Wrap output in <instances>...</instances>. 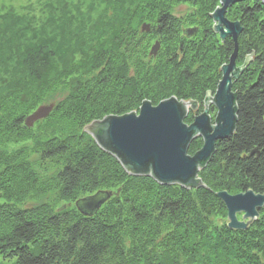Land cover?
<instances>
[{
  "label": "trees",
  "instance_id": "obj_1",
  "mask_svg": "<svg viewBox=\"0 0 264 264\" xmlns=\"http://www.w3.org/2000/svg\"><path fill=\"white\" fill-rule=\"evenodd\" d=\"M78 1L47 0L44 19L0 11V193L9 200L0 204V264H264V215L245 231L209 218L217 206L226 213L217 190L264 193V2L227 8L243 27L236 66L244 70L232 85L237 122L198 174L206 187L185 189L129 175L83 129L147 97L198 99L202 76L217 86L234 51L213 29L219 0ZM184 2L193 13L177 19L171 6ZM187 21L198 24L192 36ZM144 23L150 32L139 30ZM148 35L160 43L156 56ZM179 82L191 96L174 91ZM55 98L46 119L25 125ZM29 140L32 150L1 151ZM98 192L111 196L82 214L75 203Z\"/></svg>",
  "mask_w": 264,
  "mask_h": 264
},
{
  "label": "water",
  "instance_id": "obj_2",
  "mask_svg": "<svg viewBox=\"0 0 264 264\" xmlns=\"http://www.w3.org/2000/svg\"><path fill=\"white\" fill-rule=\"evenodd\" d=\"M243 1L246 0H219V6L210 14L215 33L221 40L231 38L234 43L228 62L220 67L221 79L214 96L210 97L208 93L205 99L206 106L211 101L216 108L215 119H211L205 108L203 113L194 116L192 123L186 124L189 111L195 110L197 103L171 96L156 106L143 100L138 111L108 115L84 127L83 131L98 147L114 156L129 175L151 177L161 185H178L185 189L206 187L198 174L210 162L216 142L229 138L237 122V95L232 92V85L244 70V65L236 67L237 39L243 27L238 21H229L226 11L231 5ZM150 29V24L141 26V32L148 33ZM195 32L196 28L185 29L187 36ZM159 48L160 43L156 41L150 55L156 56ZM50 109L39 108L25 119V125L31 127L33 122L48 115ZM197 137L202 138L203 145L190 156L187 154L189 146ZM110 196L111 193L98 192L77 201L75 206L82 214L92 215ZM215 196L226 207L230 230H246L264 208V193L250 189L237 194L223 190L216 192ZM238 214L242 215L241 220Z\"/></svg>",
  "mask_w": 264,
  "mask_h": 264
},
{
  "label": "rangeland",
  "instance_id": "obj_3",
  "mask_svg": "<svg viewBox=\"0 0 264 264\" xmlns=\"http://www.w3.org/2000/svg\"><path fill=\"white\" fill-rule=\"evenodd\" d=\"M47 0H0V11L1 10H4V9H6V8H9V7H11V8H13L14 10H16L17 12H19V13H26V12H28V13H34V15L35 16H41V18H43V16L46 14V12L44 13H42V5H43V3L44 2H46ZM54 1H56V0H54ZM67 1V0H66ZM74 1V2H73ZM75 1H77V0H72V3H75ZM88 1V0H87ZM86 0H79L78 2H83L84 3V5L86 4V2H87ZM121 0H119V2H120ZM219 1H218V3L216 4V6L214 7V9H213V11L216 9V7H218L219 6ZM83 5V8H85L86 7V5L84 6ZM44 7V6H43ZM172 8H171V11H170V13L174 16V17H176L177 19H181V20H183V19H185V18H187V16H190L192 13H193V6L192 5H190V4H188L187 2H184V3H179V4H174V5H172L171 6ZM213 11H211V13H213ZM44 18H45V16H44ZM43 18V19H44ZM198 20V19H197ZM229 20V19H228ZM212 21V20H211ZM229 21H232V22H234L233 20H229ZM212 25H213V21H212ZM142 26V25H141ZM185 29H187V28H198V24H194V25H191L190 24V22H186V23H184V25H182ZM196 28V29H197ZM140 31H141V27H140V29H139ZM138 33H139V31H138ZM152 38H154V37H152V36H150V35H148L147 37H146V39H148V41H149V46H150V48H149V50H151V47L154 45V43L156 42L155 40H156V38H154V39H152ZM148 50V49H147ZM225 64V63H224ZM237 67V66H236ZM219 70V69H218ZM217 70V73L219 72ZM208 74H210L211 76H213L214 75V72H212V71H210ZM219 78V79H218ZM212 79V77L211 78H209L208 79V77L206 76H202L200 79H199V81H197V83H198V85L200 86V87H204L205 88V91L203 92V94L205 95L206 94V92H208V93H210V92H214L215 90H216V85L213 83V84H210L209 83V85L206 87L205 85H206V83L207 82H209L210 80ZM221 78H220V74H219V76L217 75V79H216V82H217V80H220ZM213 81V80H212ZM212 83V82H211ZM175 87H176V89H174V91L175 92H180V91H182L181 93H185V95L186 96H191L190 94H188L184 89H187V87H184L183 85H181V83L179 82V83H176L175 85H174ZM212 86H213V88H212ZM148 88V87H147ZM151 88H149L148 90H150ZM212 90V91H211ZM204 95L203 96H201V97H199L198 99H195V98H193V97H189L188 99H179V100H184V101H193V102H196V103H198L199 101H202L203 99H204ZM173 96H175V95H173ZM159 97H161V96H158V98H155L156 99V101H153L154 100V98L153 99H149V97H147L148 99V101H150L151 102V100H152V105L153 106H156L158 103H159V101H160V98ZM170 97H171V95H170ZM176 97V96H175ZM203 97V98H202ZM177 98V97H176ZM202 99V100H201ZM159 100V101H158ZM162 101V100H161ZM56 103H57V98H55L54 99V101H52V102H48V103H43V104H40L38 107H36L33 111H31L26 117H25V119L28 117V116H30V115H32L34 112H36L39 108H44V107H51V109H50V111H49V113H48V115H46L45 117H43V118H40V119H38V120H36L35 122H33V125L30 127V128H32L36 123H38V122H40V121H42V120H44V119H46L48 116H49V114L53 111V109L55 108V106H56ZM139 107H140V105L138 106V109H139ZM138 109H133V111H138ZM197 113H195V112H193V111H189V113H188V115H187V117H186V119H185V123L186 124H190V123H192V121H193V118H194V116H196V115H198V114H200V113H203V107L201 106L200 108H198V110L196 111ZM212 112V113H211ZM216 112H217V110L216 109H213L212 108V110H210L209 111V113H208V115H210V117H211V119L213 120V119H215V116H216ZM211 113V114H210ZM24 122H25V120H24ZM194 141H196V142H194ZM191 144H190V146H189V149H188V152H187V154L188 155H190V156H192L196 151H198L199 149H201V147H202V145H203V141H202V138H200V137H197L195 140H194ZM33 141H26V142H24V143H13V144H9V145H7V147H5L4 148V150H1V151H3L4 153H9L10 155H15V153H19V152H23L24 151V149L25 148H29L30 150H32L33 149ZM19 156H20V154H18ZM23 158L24 159H26V160H30L31 162H34V160H32V159H34V157L32 156V154H29L28 155V157H26V156H23ZM34 168H35V166H33ZM201 178V177H200ZM203 181V183H206V182H204V180H202ZM209 188V187H208ZM219 191H223V190H217L216 192H219ZM226 191V190H225ZM178 192H180V191H178ZM215 192V193H216ZM229 193V192H228ZM240 193V192H239ZM169 194V193H168ZM170 194H171V192H170ZM229 194H231V193H229ZM234 194H237V193H234ZM15 202H17V200L15 201ZM17 203H19V201L17 202ZM0 204H9V200L8 199H6L4 196H3V194H1L0 193ZM20 204V203H19ZM224 205V204H223ZM263 210V211H262ZM262 210H260V211H262L260 214H259V216H258V218H256L254 221H256L257 219H260V217H262V215H264V208L262 209ZM241 214H238V219L239 220H241ZM209 218H211L210 219V221L212 222V224L213 225H215V226H226L227 225V210H226V213H225V215H223V213H222V209H221V207H219L218 208V206H217V208L216 209H211V216L209 217ZM204 221V220H203ZM262 221H263V219H262ZM254 223V222H253ZM252 223V224H253ZM252 224L247 228V229H249L251 226H252ZM186 227H188L187 225H186ZM246 229V230H247ZM234 231H237V230H234ZM239 231H241V230H239ZM245 231V230H244Z\"/></svg>",
  "mask_w": 264,
  "mask_h": 264
},
{
  "label": "flooded vegetation",
  "instance_id": "obj_4",
  "mask_svg": "<svg viewBox=\"0 0 264 264\" xmlns=\"http://www.w3.org/2000/svg\"><path fill=\"white\" fill-rule=\"evenodd\" d=\"M214 93H215V91H214V92H210V97H213V96H214ZM207 95H208V92H206V94L204 95V99H203L201 102L199 101V102L197 103V108H196L195 110H190V111H193V112L197 113L196 111H197L198 108H200L201 106L203 107V110H204L205 108H207V109H208V113H209L210 110H212V108H213V109H216V108L213 106V104H212L211 101H209L208 106L205 105V99H206ZM211 113H212V112H211Z\"/></svg>",
  "mask_w": 264,
  "mask_h": 264
}]
</instances>
